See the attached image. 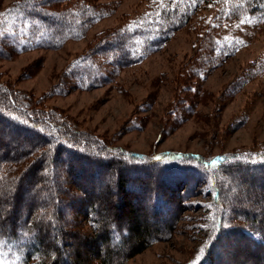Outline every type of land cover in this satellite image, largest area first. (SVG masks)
Wrapping results in <instances>:
<instances>
[{
    "label": "trees",
    "instance_id": "1",
    "mask_svg": "<svg viewBox=\"0 0 264 264\" xmlns=\"http://www.w3.org/2000/svg\"><path fill=\"white\" fill-rule=\"evenodd\" d=\"M205 1L170 0L151 9L138 23L101 33L94 45L75 57L66 75L70 83L64 81L62 86L91 89L104 85L114 70L140 62L148 51L162 49ZM94 2L14 1L6 12L17 19L15 25L27 26L21 36L3 35L0 58L40 48L59 49L69 40L82 39L102 16ZM224 10L228 17L256 15L264 20V0H226ZM32 100L0 82L3 264H127L175 232L190 206L188 197L195 193L198 176H190L188 170L198 173V169L212 174L213 199L220 206L213 235L198 264H264V197L258 194H264V157L154 156L126 151L66 127L45 111H38ZM57 164L70 178V186L79 184V179L85 186H95L98 195L93 199L81 188L89 201L81 200V208L93 230L85 236L84 244L97 246L92 255L74 245L73 251L65 246L67 231L60 213L68 190L57 179ZM232 171L239 178L232 176ZM88 172L91 177L85 176ZM235 181L240 183L237 193L230 195ZM249 188L256 192L247 194L245 200L241 192ZM108 201L117 210L112 218L107 215ZM121 210L124 213L120 214ZM125 213L127 222L122 218Z\"/></svg>",
    "mask_w": 264,
    "mask_h": 264
},
{
    "label": "rangeland",
    "instance_id": "2",
    "mask_svg": "<svg viewBox=\"0 0 264 264\" xmlns=\"http://www.w3.org/2000/svg\"><path fill=\"white\" fill-rule=\"evenodd\" d=\"M0 1V42L4 34L23 35L27 25H15L17 19L6 12L16 0ZM168 1L95 0L102 16L82 39L69 40L59 49L40 48L1 57L0 82L35 99L38 111L108 146L154 156L190 153L206 158H263L264 20L256 15L228 17L226 0H206L162 49L148 51L140 62L114 70L104 85L91 89L62 86L64 81L70 83L66 75L75 57L94 45L101 33L138 23L151 9ZM225 44L229 46L224 48ZM55 172L68 190L60 213L67 231L65 246L92 255L97 246L84 244L93 230L83 215L81 200L89 201L81 188L94 198L98 195L95 186L87 188L79 179L71 187L60 164ZM188 174L198 176L195 193L188 197L190 206L175 232L127 264H192L198 255L202 257L199 250L213 235L220 206L213 199L212 174L200 169L198 173L188 170ZM231 175L239 178L234 171ZM190 184L194 186L193 181ZM238 184L235 181L230 195L237 193ZM254 192L249 188L241 197L246 200ZM258 194L264 197L263 192ZM106 209L111 218L117 212L113 202ZM122 218L127 222L126 213Z\"/></svg>",
    "mask_w": 264,
    "mask_h": 264
},
{
    "label": "snow or ice",
    "instance_id": "3",
    "mask_svg": "<svg viewBox=\"0 0 264 264\" xmlns=\"http://www.w3.org/2000/svg\"><path fill=\"white\" fill-rule=\"evenodd\" d=\"M156 159L160 160V159H163V157H157ZM205 250H206L205 248H201V249L199 250V252H200L201 254H203V253L205 252ZM200 259H201V256L198 255V256L196 257V260H194V261L192 262V264H198V262L200 261ZM0 264H3V262L0 261Z\"/></svg>",
    "mask_w": 264,
    "mask_h": 264
}]
</instances>
